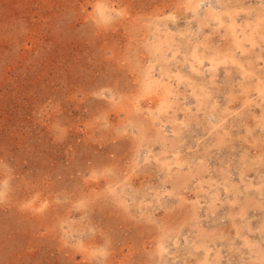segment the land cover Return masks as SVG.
I'll return each instance as SVG.
<instances>
[{
	"label": "rangeland",
	"instance_id": "374dc122",
	"mask_svg": "<svg viewBox=\"0 0 264 264\" xmlns=\"http://www.w3.org/2000/svg\"><path fill=\"white\" fill-rule=\"evenodd\" d=\"M0 264H264V0H0Z\"/></svg>",
	"mask_w": 264,
	"mask_h": 264
},
{
	"label": "bare ground",
	"instance_id": "6f19581e",
	"mask_svg": "<svg viewBox=\"0 0 264 264\" xmlns=\"http://www.w3.org/2000/svg\"><path fill=\"white\" fill-rule=\"evenodd\" d=\"M161 78V77H160ZM166 86V85H165ZM169 90V89H168ZM152 100V99H151ZM190 108V107H189Z\"/></svg>",
	"mask_w": 264,
	"mask_h": 264
}]
</instances>
